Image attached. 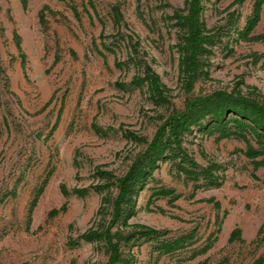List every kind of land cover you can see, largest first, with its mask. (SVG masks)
Wrapping results in <instances>:
<instances>
[{
    "label": "rangeland",
    "instance_id": "rangeland-1",
    "mask_svg": "<svg viewBox=\"0 0 264 264\" xmlns=\"http://www.w3.org/2000/svg\"><path fill=\"white\" fill-rule=\"evenodd\" d=\"M254 1L203 0L202 19L215 40L202 57L206 72L188 89L178 72L182 30L170 19L175 11L185 13V0H0V264H106L104 243L80 238L110 219L117 190L101 172L125 174L166 117L189 100L219 91L264 100V44L238 36ZM261 33L264 4L252 31ZM134 55L167 88L157 104L146 83L131 85L142 72L130 61ZM182 148L197 170L215 168L220 184L195 189L161 161L135 198L128 226L113 230L125 235L142 225L170 238L191 234L185 243L192 244L160 255L155 240L123 241L122 258L129 264L264 258V241L253 242L264 216V155L255 164L243 141L217 133L194 132ZM197 184H204L202 176ZM159 188L180 198L173 204L157 199L152 194ZM235 228L241 238L228 242ZM215 237L207 252L191 257Z\"/></svg>",
    "mask_w": 264,
    "mask_h": 264
},
{
    "label": "trees",
    "instance_id": "trees-1",
    "mask_svg": "<svg viewBox=\"0 0 264 264\" xmlns=\"http://www.w3.org/2000/svg\"><path fill=\"white\" fill-rule=\"evenodd\" d=\"M64 2L65 0H57ZM203 0H185V13L175 11L170 19H175L179 29L182 30L181 37L177 43L178 72L180 78L185 81L188 89H191L194 82L206 71H204L205 62L203 56L209 54L208 46L215 40V35L206 28L202 19ZM264 0H255L252 14L238 36L245 41L260 42L264 44V33L252 34L253 29L260 20V11ZM71 10L77 17L76 8L71 6ZM103 48L112 50L111 47L103 43ZM132 53H136L135 47ZM132 63L142 68L141 75H134L131 79V85L140 86L146 83L150 98L157 104L158 101L165 99L166 86L161 82L157 73L148 65L146 61L138 59L137 55L129 57ZM264 62V61H263ZM22 65H24L22 61ZM196 132L197 135L218 134V139L233 136L243 141L247 147L245 154L254 161L255 158L264 155V100L257 102L240 95L216 92L202 98L189 100L185 108L179 112L169 114L163 123L158 127L151 141L146 145L142 152L138 153L132 160L125 174L121 177H114L111 173H103L100 177L108 184H114L116 195L110 201L111 214L105 227L100 229H90L80 235L84 242L101 241L108 251V260L106 264H129L122 258L120 245L123 241H132L136 243L149 242L155 240V250L160 255L171 254L184 246L192 244L185 243L191 238V234L181 235L176 238L166 237V231H158L147 226H136L137 231L128 232L123 235L119 230H113L118 225L128 226L127 218L134 206L135 198L145 187L153 172L157 169L159 162L169 161L172 166L178 169L179 174H183V181L190 180L194 183L195 189L201 186H218L220 183L213 177L210 167L203 170H197L196 163L189 158L183 151L182 144L187 137ZM250 139L257 145L255 148ZM178 159V160H177ZM258 164L257 161H254ZM184 164H187L185 167ZM179 176V175H178ZM202 176L204 184H197L198 177ZM113 180V181H112ZM101 186H94L95 192H100ZM62 193L67 194L64 190ZM74 194H82L83 191L74 190ZM34 197L31 207L28 210V223L33 207L35 206L39 194ZM152 196L157 199L167 198L170 204H173L180 198L174 190L159 188L154 191ZM106 200V199H105ZM108 203L109 201H104ZM57 213L58 210H52ZM28 227V226H27ZM161 238V239H160ZM241 230L233 229L228 237V242L240 240ZM216 237L207 239V242L201 249L193 251L191 257L204 254L214 244ZM264 241V216L258 227L253 242L260 246ZM263 256H258L251 264H263Z\"/></svg>",
    "mask_w": 264,
    "mask_h": 264
}]
</instances>
